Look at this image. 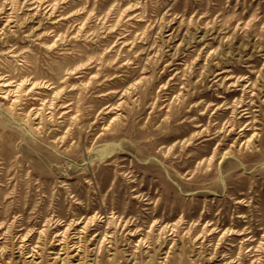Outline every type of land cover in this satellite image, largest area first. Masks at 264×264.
<instances>
[{
    "label": "rangeland",
    "instance_id": "obj_1",
    "mask_svg": "<svg viewBox=\"0 0 264 264\" xmlns=\"http://www.w3.org/2000/svg\"><path fill=\"white\" fill-rule=\"evenodd\" d=\"M0 264H264V0H0Z\"/></svg>",
    "mask_w": 264,
    "mask_h": 264
}]
</instances>
